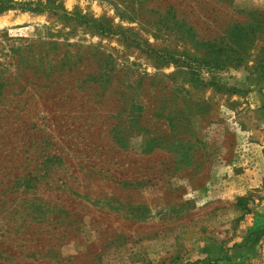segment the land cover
<instances>
[{
	"label": "rangeland",
	"instance_id": "obj_1",
	"mask_svg": "<svg viewBox=\"0 0 264 264\" xmlns=\"http://www.w3.org/2000/svg\"><path fill=\"white\" fill-rule=\"evenodd\" d=\"M14 1L0 264H264V0Z\"/></svg>",
	"mask_w": 264,
	"mask_h": 264
},
{
	"label": "trees",
	"instance_id": "obj_2",
	"mask_svg": "<svg viewBox=\"0 0 264 264\" xmlns=\"http://www.w3.org/2000/svg\"><path fill=\"white\" fill-rule=\"evenodd\" d=\"M16 5L14 0H0V13L13 8Z\"/></svg>",
	"mask_w": 264,
	"mask_h": 264
}]
</instances>
